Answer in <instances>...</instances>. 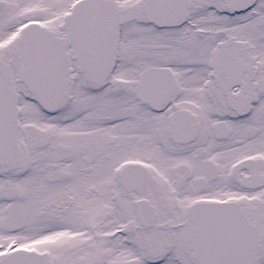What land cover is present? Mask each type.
Returning a JSON list of instances; mask_svg holds the SVG:
<instances>
[{"label":"snow or ice","instance_id":"1","mask_svg":"<svg viewBox=\"0 0 264 264\" xmlns=\"http://www.w3.org/2000/svg\"><path fill=\"white\" fill-rule=\"evenodd\" d=\"M0 264H264V0H0Z\"/></svg>","mask_w":264,"mask_h":264}]
</instances>
